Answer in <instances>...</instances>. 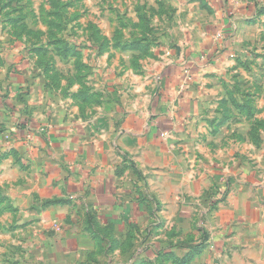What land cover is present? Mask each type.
Segmentation results:
<instances>
[{
  "label": "crops",
  "instance_id": "obj_1",
  "mask_svg": "<svg viewBox=\"0 0 264 264\" xmlns=\"http://www.w3.org/2000/svg\"><path fill=\"white\" fill-rule=\"evenodd\" d=\"M186 60L170 63L153 100L134 98L135 87L120 106L105 96L98 112L49 100L28 67L2 76L0 152L22 153L1 162L2 205L11 202L19 214L40 205L36 228L63 224L64 245L84 264H264V168L245 156L250 144L203 142L214 113L198 107L209 60ZM125 75L144 92L152 82L148 74ZM225 181L226 197L212 205ZM22 237L12 242L16 251L2 252L4 264H57L72 253L60 251V240L48 238L44 250L47 238Z\"/></svg>",
  "mask_w": 264,
  "mask_h": 264
},
{
  "label": "rangeland",
  "instance_id": "obj_2",
  "mask_svg": "<svg viewBox=\"0 0 264 264\" xmlns=\"http://www.w3.org/2000/svg\"><path fill=\"white\" fill-rule=\"evenodd\" d=\"M222 13L227 28L219 19ZM209 38L217 43V55H223L214 57ZM201 57L212 62L202 70L207 86L201 83L206 90L199 112H214L201 139L218 143L219 148L250 144L245 156L255 170L263 169L264 0H0V78L22 74L28 67L29 77H41L38 83L49 91V100L67 104L71 111L98 112L105 96L107 103L123 105L135 87L134 98L153 100L160 95L170 63L178 67L179 58L193 63ZM132 61L133 65L124 64ZM104 63L106 72L99 67ZM127 72L148 74L152 82L144 92ZM102 74L112 76L104 80ZM90 124L96 126L97 119ZM111 125L117 128V122ZM21 154L0 152V165ZM224 185L212 205L226 197V181ZM1 194L0 190V264H4L2 252L16 251L12 242L22 236L47 238L44 250L48 238L60 240V251L72 253L63 254L57 264H84L79 252L64 245L63 224L36 228L40 203L28 204L19 214L11 202L7 203L14 209L2 205Z\"/></svg>",
  "mask_w": 264,
  "mask_h": 264
},
{
  "label": "trees",
  "instance_id": "obj_3",
  "mask_svg": "<svg viewBox=\"0 0 264 264\" xmlns=\"http://www.w3.org/2000/svg\"><path fill=\"white\" fill-rule=\"evenodd\" d=\"M48 203H50L49 201H47V202H44V204H48Z\"/></svg>",
  "mask_w": 264,
  "mask_h": 264
}]
</instances>
